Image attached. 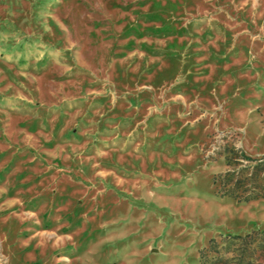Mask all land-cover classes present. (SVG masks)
Segmentation results:
<instances>
[{"label":"rangeland","instance_id":"rangeland-1","mask_svg":"<svg viewBox=\"0 0 264 264\" xmlns=\"http://www.w3.org/2000/svg\"><path fill=\"white\" fill-rule=\"evenodd\" d=\"M258 163L264 0H0V264H264Z\"/></svg>","mask_w":264,"mask_h":264},{"label":"trees","instance_id":"trees-1","mask_svg":"<svg viewBox=\"0 0 264 264\" xmlns=\"http://www.w3.org/2000/svg\"><path fill=\"white\" fill-rule=\"evenodd\" d=\"M256 166V171H254V173H250L249 176L247 175L244 180L242 179L243 175H240L241 173H243V170H241L239 174H237V179L234 182H232L231 180L232 176L236 175L235 170H228L225 173L216 175L214 177V181L215 183L220 181L221 195H230L244 200L264 197V185L262 183V181L264 180V176L262 178L259 177V172L264 171V163H258ZM258 180H260L261 182H258Z\"/></svg>","mask_w":264,"mask_h":264}]
</instances>
